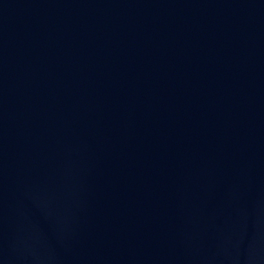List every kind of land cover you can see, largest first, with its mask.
Wrapping results in <instances>:
<instances>
[{"label":"water","instance_id":"obj_1","mask_svg":"<svg viewBox=\"0 0 264 264\" xmlns=\"http://www.w3.org/2000/svg\"><path fill=\"white\" fill-rule=\"evenodd\" d=\"M0 264H264V0H0Z\"/></svg>","mask_w":264,"mask_h":264}]
</instances>
